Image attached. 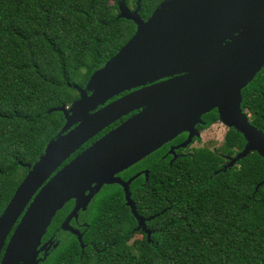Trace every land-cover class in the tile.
I'll use <instances>...</instances> for the list:
<instances>
[{
    "label": "trees",
    "instance_id": "trees-1",
    "mask_svg": "<svg viewBox=\"0 0 264 264\" xmlns=\"http://www.w3.org/2000/svg\"><path fill=\"white\" fill-rule=\"evenodd\" d=\"M120 1L146 20L162 0H0V215L28 171L19 163L33 165L65 123L49 110L77 100L74 86L134 35ZM241 109L264 134V66L242 90ZM217 122L209 117L204 129ZM244 144L231 128L215 151L199 147L169 165L162 149L131 168L149 171L130 185L137 213L155 216L149 241L133 238L135 219L114 186L93 207L87 237L97 251L81 264H264V162L253 152L221 171Z\"/></svg>",
    "mask_w": 264,
    "mask_h": 264
},
{
    "label": "water",
    "instance_id": "water-1",
    "mask_svg": "<svg viewBox=\"0 0 264 264\" xmlns=\"http://www.w3.org/2000/svg\"><path fill=\"white\" fill-rule=\"evenodd\" d=\"M118 11L119 18L135 24L134 35L84 87L74 86L78 99L69 108L49 110L63 114V127L33 165L19 163L28 171L0 215V264L43 262L38 247L57 211L75 201L62 225L71 230L70 219L102 185L122 188L136 230L149 241L146 223L155 216L137 213L129 189L148 172L127 181L116 175L182 133L188 138L177 148L186 147L200 136L195 126L203 125L201 116L212 109L245 142L221 171L253 152L264 162V134L241 109L242 90L264 65V0H162L146 20L139 5L129 9L120 1ZM153 82L95 111L120 93ZM139 109L64 164L105 128ZM262 185L264 179L256 189Z\"/></svg>",
    "mask_w": 264,
    "mask_h": 264
},
{
    "label": "flooded vegetation",
    "instance_id": "flooded-vegetation-1",
    "mask_svg": "<svg viewBox=\"0 0 264 264\" xmlns=\"http://www.w3.org/2000/svg\"><path fill=\"white\" fill-rule=\"evenodd\" d=\"M156 82H158V81H156ZM156 82L147 83L144 86L137 87L135 89H132L131 91H126V92L120 93L118 96H115L112 99L106 101L104 103V105L97 107V109L95 111H97V110L101 109L102 107L108 105L109 103L113 102L114 100L129 94L132 91L139 90L140 88L145 87V86H150L151 84H154ZM67 108H69V106H67ZM95 111H91L90 113L95 112ZM140 111H141V109H139L137 111H133V112L129 113L128 115L122 117L116 123L105 128L102 132L97 134L95 137H93L91 140H89L85 145H83L78 151H76L70 157V159L67 160L64 164L68 163L76 155H78L79 153H81L82 151L87 149L92 143H94L95 141H97L98 139L103 137L105 134H107L109 131H111L112 129L117 127L119 124H121L123 121L128 119L130 116L135 115L136 113H138ZM213 115L218 116L216 109H212L211 111H209V112H207L201 116V120L203 121V125H196L195 126L196 130L199 133L201 130H204V128L206 126V120ZM209 127H207V128H209ZM187 138H188V133H182V134L178 135L172 141H169L166 144H164L160 149L157 150V151H159V150L165 149L163 155L161 156V159L167 160L168 164L171 165L173 161L177 160L180 157H183L185 155L190 154L194 149H197L200 147V145L197 144V142L200 141V137H197V138L194 137L186 147L177 148L178 146L183 144L187 140ZM201 147H203V146H201ZM211 149L213 151H215L217 148L215 149L214 147H212ZM171 150L173 151V153H170ZM151 155H149L148 157H150ZM148 157H146V158H148ZM146 158H144L143 160H145ZM143 160H141V161H143ZM139 163H137V164L129 167L128 169L118 173L116 175V177L120 178L123 181H127L129 178H131L135 174H137L139 172L147 171L148 172L147 177L145 176L144 173H142L140 175L143 178V181L147 182L148 177H149V171L147 169L137 170L133 174L128 175L129 170L131 168L136 167ZM114 186H118L121 189L122 198H123V206L126 207L128 209V211L130 212V209L127 206H125L124 193H123L122 188L119 185H116V184L102 185L101 188H99L97 190V192H95L93 194V196L89 199V202L87 203L85 209H80L77 212L76 216L72 217L70 219L68 224H69V228L71 230H66V229H63L62 225L65 222V220L69 217V215L71 214V212L73 211V209L75 207V201L71 200V201L67 202L62 207V209L57 211V213L55 214L56 215L55 223L53 224L52 227H50L51 225L48 227L45 235L41 239V244L38 247V249L42 248V250H40V252L38 254V258L42 259V258L46 257V259H47L50 255H53V256L57 257L58 259H60V257H62L64 259L63 262L58 261V262H56V264H81L82 259L84 257L86 259V255H89L91 253L90 252L91 250L97 251V247H96L95 242L92 241L89 236L87 237V233L91 232L90 231L91 230V223H92L91 217L93 214V207L95 206L97 199L104 192L108 191L109 188H112ZM129 189H130V187H129ZM130 193H131V191H130ZM88 194L89 193L87 192L86 195H88ZM131 199L135 203L132 193H131ZM135 206H136V203H135ZM130 214H131V212H130ZM136 228H137V223H136V226L133 228V232H135V236L138 235L139 233H142L146 236V234L143 231L136 230ZM146 228L152 232V230L148 226V222L146 223ZM140 236L142 237V235H140ZM133 238H135V237H133ZM146 239H148L147 236H146ZM99 241L100 240H97L96 242H99ZM43 247H44V249H43ZM43 262H40L39 264H42Z\"/></svg>",
    "mask_w": 264,
    "mask_h": 264
},
{
    "label": "rangeland",
    "instance_id": "rangeland-1",
    "mask_svg": "<svg viewBox=\"0 0 264 264\" xmlns=\"http://www.w3.org/2000/svg\"><path fill=\"white\" fill-rule=\"evenodd\" d=\"M227 130L228 128L226 126L217 122L209 128L200 131V141H198L197 144H199L200 147L210 146L211 148L214 147L216 149L221 145ZM140 237L139 234L135 236V238Z\"/></svg>",
    "mask_w": 264,
    "mask_h": 264
}]
</instances>
